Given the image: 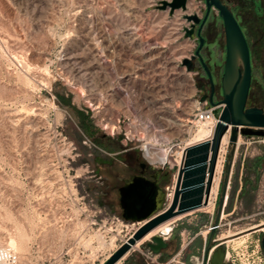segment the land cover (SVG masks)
<instances>
[{"label":"rangeland","instance_id":"obj_1","mask_svg":"<svg viewBox=\"0 0 264 264\" xmlns=\"http://www.w3.org/2000/svg\"><path fill=\"white\" fill-rule=\"evenodd\" d=\"M159 1L0 0V249L14 239L20 264H101L137 228L122 217L119 187L148 161L142 141L120 132L126 117L150 123L148 139L192 141L203 125L191 122L198 78L178 61L194 49L183 14L204 15L205 0L174 15ZM225 1L242 20L252 16L253 0ZM212 16L224 60V22L215 8ZM241 136L209 264L220 247L226 263L264 264V231L240 232L264 222V137ZM225 150L214 209L174 220L161 262L202 258L229 143ZM151 170L163 175L166 207L178 168Z\"/></svg>","mask_w":264,"mask_h":264},{"label":"water","instance_id":"obj_2","mask_svg":"<svg viewBox=\"0 0 264 264\" xmlns=\"http://www.w3.org/2000/svg\"><path fill=\"white\" fill-rule=\"evenodd\" d=\"M189 1L160 0L156 7L160 10L169 9V14L174 15L177 10L186 12ZM205 2L207 13L203 20L196 13L183 14V18L188 23L183 27V31L185 38L196 39L197 25H200L198 31L200 35L201 29L213 8L218 10L224 22L226 38V57L222 76L224 107L219 116L216 130L212 139L199 142L187 149L183 164L178 170L173 197L166 207L167 195L162 185L157 181V174H154L152 178L138 174L124 181L123 185L119 187L120 205L123 209L122 217L128 222L139 225L132 236L102 264H117L137 241L144 238L153 229L179 214L199 209L208 203L221 143L230 130L229 154L226 160L223 191L205 249L206 260L210 250L217 244L215 233L220 225L226 202L227 186L239 136L244 135L247 138L264 137V109L257 106L247 107L252 80V66L250 50L243 30L227 2L224 0H205ZM204 43L205 39L201 37L196 54L191 58L183 59V65L189 71H194L195 61L198 59L207 73L211 75V71L201 55ZM200 91L204 92L200 97L201 102L209 100L214 103V86L210 96L206 92L205 85L200 87ZM145 165L142 163V166ZM261 224L247 228L245 232L260 230L263 228ZM169 245L168 238L161 234L153 235L150 240L146 241V246L156 255L161 254ZM261 245L264 249V233ZM220 252L226 256L224 248H218L213 253L211 264H220L216 262V257ZM221 264L229 263L222 261Z\"/></svg>","mask_w":264,"mask_h":264},{"label":"flooded vegetation","instance_id":"obj_3","mask_svg":"<svg viewBox=\"0 0 264 264\" xmlns=\"http://www.w3.org/2000/svg\"><path fill=\"white\" fill-rule=\"evenodd\" d=\"M252 3L253 5L250 7L252 12H249L252 16L248 17L246 20H242L234 10L233 12L243 30L250 50L252 80L247 107L257 106L264 109V5L260 0H253ZM206 13L207 9L205 10L204 15L201 16L202 20L205 18ZM212 20L213 16L211 10L201 29L200 35L198 33L200 25H197L195 30L196 39H194V54H196L200 45V38L203 37L205 39V43L201 49V55L207 63L211 71V75L207 73L201 62L197 59L195 61V71L197 72L195 77L198 78L197 84H199L200 87L205 85L206 92L209 96L214 86L213 101L215 103L221 101V99H218V95L221 93L223 94L222 76L224 72L225 58L223 60L220 55L221 46L219 39L216 37V31L213 28ZM200 93L201 95L204 94L202 91H200ZM142 163L144 162L139 163L140 172L138 174H142L148 178H152L154 174H157V181L161 183L163 175L158 171H152L151 167L147 163H145V166H142Z\"/></svg>","mask_w":264,"mask_h":264},{"label":"built area","instance_id":"obj_4","mask_svg":"<svg viewBox=\"0 0 264 264\" xmlns=\"http://www.w3.org/2000/svg\"><path fill=\"white\" fill-rule=\"evenodd\" d=\"M201 6L203 7L202 10H206V8H207L206 2L203 3ZM198 15L200 17L202 16L201 14H198ZM186 25H188V23ZM192 41L194 43V49L188 55L181 57L178 61V65L182 66L185 70H187L191 76L195 75L197 72L195 70L189 71L187 69V67L185 65H183V59L191 58L194 55L195 41L194 40H192ZM201 96L202 95L200 93V97ZM196 102H197V105L195 108L194 120H191V122L193 124L195 122L206 124V125H209V127H211V128L216 127V125L219 122V116H220L221 111L224 107V103L222 102V100L215 102V103H211L209 100H206L205 102H201L200 99H197ZM126 119H127V121L125 122L126 124L124 126V129H121L120 132L123 133L125 140L142 141L140 148L142 150L143 156L148 161V165L150 167H153V168L158 167L161 170H165L168 167L170 169H174L175 167H177L179 170V168L183 164L184 156H185L187 149L194 144H188L189 141H187L186 138L168 139V138H164L162 136L157 137L156 135H153L151 138L148 139V138H146V133L150 132L152 129V126L150 123H143V122H140L138 120H134L132 117H126ZM118 122L120 124V119L118 120ZM114 127L116 128L117 126L114 125ZM166 150H168V154L164 155V152ZM177 174H178V172H177ZM176 178H177V176H176ZM229 183H230V180H229ZM228 187H229V184H228ZM227 194H228V192H227ZM227 194L225 197L226 202L224 204V208L227 205V202L229 199V196ZM213 222H214V219H213V214H212L211 221H210L211 226H210L209 230H211ZM137 225H139V224H137ZM219 227H220V225L218 226V228ZM135 230H134V232H135ZM132 234L130 236H132ZM161 235H163V234H161ZM169 235L170 234L163 235V236L165 238H168ZM127 239H124V242ZM214 248H215V246L210 250L208 258L206 260H205V249H206V246H205L204 252L202 254V258L199 254H195V255L191 256L189 263H183V264H209V260H210V257H211V254H212ZM183 249H184V247L182 248V250ZM135 250H138L139 252L144 253V255L146 256V264H155L153 261V256H152L153 252L149 248H147L145 250H141L140 247H137L136 249H133L132 251H135ZM257 252H259V251H257ZM130 253H131V251H130ZM227 253L230 256L229 250ZM110 256H111V254H110ZM110 256H108L107 259ZM257 257L259 258L260 256H257ZM201 259H202V261H200ZM105 261H103L102 263H104ZM0 264H20V254L12 247L1 248L0 249ZM157 264H164V263H157Z\"/></svg>","mask_w":264,"mask_h":264},{"label":"bare ground","instance_id":"obj_5","mask_svg":"<svg viewBox=\"0 0 264 264\" xmlns=\"http://www.w3.org/2000/svg\"><path fill=\"white\" fill-rule=\"evenodd\" d=\"M190 2V1H189ZM188 2V3H189ZM179 119H175L173 121L174 124H177L179 127L185 126L187 124L185 123H178ZM217 127V125H216ZM216 127H209V125L203 124L200 128H198L196 131V135L194 136V140L189 141L188 144H197L199 142L205 141V140H210L212 139L214 132L216 130ZM194 132V131H193ZM230 135H231V131L229 130L226 135L224 136L222 143H221V148L219 151V156H218V160H217V165H216V170H215V176H214V180H213V185H212V189L210 192V196H209V200L208 203L203 205L200 209H207V210H213L215 207V201L218 198V194H219V188H220V184L222 181V172H223V168H224V153L226 152V145L229 143L230 140ZM193 136V134H192ZM242 142V136H239L238 142H237V146H239ZM168 154V150H166L164 152V155ZM186 154V153H185ZM185 157V156H184ZM173 193L174 190L172 191V193H170V198L172 199L173 197ZM229 196V193L227 194ZM187 213H183V214H179L177 216H175L174 218L166 221L165 223L159 225L158 227H156L155 229H153L151 232H149L144 238H142L141 240L137 241V243L135 245H133V247L131 248L130 251H132L133 249H136L137 247H140L142 244L145 243V240L147 238H151L153 235L156 234H163V235H168L171 233L172 231V227H171V223L176 220V219H180L182 217H184ZM263 228H261L260 230L257 231H264V222L261 224ZM256 225H254L253 227H255ZM243 231H247V230H242L240 232ZM208 231H206L205 233H207ZM240 232L237 233H231V234H222L220 236V240L225 241V242H231L233 240L238 239V237L234 238L236 235H238ZM246 234H244L243 236L246 235H250L251 232H245ZM241 236V237H243ZM150 240V239H148ZM12 248L16 249L18 248V244L14 239H11L10 244H9ZM8 247V246H7ZM130 251L122 258L124 259L129 253ZM229 256V255H228ZM226 256L223 255L222 252H220L218 254V256L216 257V262L217 263H222V261H225ZM119 260L117 262V264H119L121 261ZM102 264V263H101Z\"/></svg>","mask_w":264,"mask_h":264},{"label":"crops","instance_id":"obj_6","mask_svg":"<svg viewBox=\"0 0 264 264\" xmlns=\"http://www.w3.org/2000/svg\"><path fill=\"white\" fill-rule=\"evenodd\" d=\"M192 41V40H191ZM193 42V41H192ZM194 46V45H193ZM189 77H194L195 75H190L188 74ZM193 81V80H192ZM257 231L251 232L255 233ZM165 252L163 251L161 254H153V261L155 264L157 263H164V264H170V263H165V262H161V258H163ZM119 264H146V256L144 255V253L142 252H135V253H130L128 254L124 259H122V261Z\"/></svg>","mask_w":264,"mask_h":264},{"label":"trees","instance_id":"obj_7","mask_svg":"<svg viewBox=\"0 0 264 264\" xmlns=\"http://www.w3.org/2000/svg\"><path fill=\"white\" fill-rule=\"evenodd\" d=\"M62 99L64 100V98H63V97H62ZM259 162H260V159H258V158H257V164H258ZM243 190H245V189H243Z\"/></svg>","mask_w":264,"mask_h":264}]
</instances>
